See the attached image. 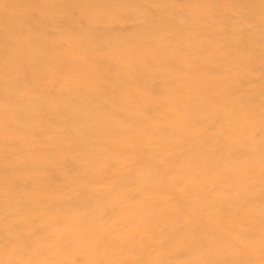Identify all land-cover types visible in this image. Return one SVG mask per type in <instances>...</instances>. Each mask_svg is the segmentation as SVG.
I'll list each match as a JSON object with an SVG mask.
<instances>
[{
    "label": "bare ground",
    "instance_id": "obj_1",
    "mask_svg": "<svg viewBox=\"0 0 264 264\" xmlns=\"http://www.w3.org/2000/svg\"><path fill=\"white\" fill-rule=\"evenodd\" d=\"M258 151L264 0H0V264H264Z\"/></svg>",
    "mask_w": 264,
    "mask_h": 264
},
{
    "label": "rangeland",
    "instance_id": "obj_2",
    "mask_svg": "<svg viewBox=\"0 0 264 264\" xmlns=\"http://www.w3.org/2000/svg\"><path fill=\"white\" fill-rule=\"evenodd\" d=\"M130 17H129V19L127 20V22H126V24H124V26H122L123 27V30H129L130 28H132V27H137V26H139V25H141V21L140 20H138V19H135L134 17H133V15H129ZM131 24H130V23ZM171 35H174V32H172L171 33ZM249 83V82H248ZM248 83H246L245 84V86H247L248 85ZM218 121H211L208 125H207V128H206V132H211V131H214L217 127H218ZM253 156H257V157H264V154H263V152L262 151H258V152H255V153H253ZM215 190H218V191H220V186L218 185V184H215L214 185V187H213ZM63 190H64V192H66V193H68L69 191V188H67V187H64L63 188ZM235 194V193H234ZM234 194H232L233 196H234ZM106 222H107V220H106ZM125 224H123V226H124Z\"/></svg>",
    "mask_w": 264,
    "mask_h": 264
}]
</instances>
